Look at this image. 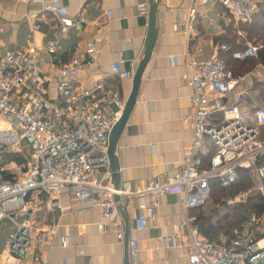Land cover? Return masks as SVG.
I'll use <instances>...</instances> for the list:
<instances>
[{"label":"built area","instance_id":"obj_1","mask_svg":"<svg viewBox=\"0 0 264 264\" xmlns=\"http://www.w3.org/2000/svg\"><path fill=\"white\" fill-rule=\"evenodd\" d=\"M15 1L39 5L41 12L53 16L55 30L42 45L32 42L18 48L3 40L5 28H0V172L12 174L11 180L0 179V225L11 228L0 264H22L29 254L34 264L49 263L47 244L57 236L60 224L40 218L39 212L79 216L86 209L98 210L101 219L97 227L114 228L122 241V211L125 207L130 211L129 202L135 198L139 200V214L132 220L128 218L130 253L135 264H144L139 257L137 233L157 218L158 199L176 189L184 193L186 214L181 225L189 233L185 244L190 250L188 264H264V105L246 114L237 103L224 102L249 74L236 76L219 54L198 60L187 53L190 71L186 78L193 87L190 100L194 113L186 120L192 124L194 136L184 151L182 166L175 174H167L162 181L151 180L144 187H133L129 182L116 187L108 156L109 137L126 101L107 74L93 82L81 79L88 68L85 56L97 61L101 50L92 40L79 45L64 64H48L42 54L57 55L71 30L81 36L82 19L73 15L62 0ZM260 1L201 3L219 2L236 19L248 22ZM137 12L149 16L148 2L139 3ZM107 15L112 18L111 11ZM196 16L194 5L189 20L176 23L173 29L191 32ZM36 29L33 23L30 40ZM220 49L230 51L225 44ZM231 54L239 60L257 59L259 46L245 42ZM109 74L133 78L123 61L113 62ZM208 140L213 153L205 160L201 149ZM11 155H18L23 162L8 159ZM241 169L251 170L263 207L248 215L231 235L209 241L188 212L209 204L213 180L229 188L238 181ZM248 197L240 193L236 203H246ZM226 202L235 204L231 198ZM68 243V236H63L62 244Z\"/></svg>","mask_w":264,"mask_h":264},{"label":"crops","instance_id":"obj_2","mask_svg":"<svg viewBox=\"0 0 264 264\" xmlns=\"http://www.w3.org/2000/svg\"><path fill=\"white\" fill-rule=\"evenodd\" d=\"M62 1L73 15L82 19L84 31L79 36L71 30L63 38L58 54L50 56L44 53L43 60L54 67L62 65L73 56L79 45L85 46L95 40L101 57L93 61L85 56L88 68L81 79L93 82L107 74L125 101L132 91L133 78L111 76L110 66L115 61H123L124 69L134 76L152 35L155 36L139 97L120 136L116 158L120 164L121 183L129 182L133 187H144L151 180L162 181L167 174H175L182 166L184 151L194 136L193 126L186 120L194 113L190 100L193 87L186 78L190 71L187 53L198 60L220 55L222 45L230 47L224 39L234 33L239 20L219 2L202 4L201 0H155L152 4V0ZM142 2H148L152 15L138 14L137 6ZM194 5L197 6V16L193 30L176 32L173 26L189 20L190 8ZM39 7L32 3L0 0V28H5L2 38L7 44L18 48L32 42L42 45L52 36L54 18L41 12ZM108 11L112 12V18L108 17ZM34 14L37 16L31 19ZM33 23L37 29L34 39L30 40L28 35ZM237 34L236 47L251 43L243 31L239 30ZM263 65L259 62L252 72L246 73L249 74L247 80L227 95L224 102L237 103L246 114L264 105ZM212 151L208 140L201 149L205 160L209 159ZM183 197L182 189L161 196L157 218L150 221L146 230L137 233L139 257L144 264H188L190 250L185 244L189 233L188 228L181 225L186 214ZM66 204L70 205V202L66 201ZM138 206L139 200L135 198L129 202L130 211L124 208L129 219L139 214ZM38 214L46 221L60 224L57 236L47 244L48 264H135L126 241V222L125 238L119 241L114 228L102 230L97 227L101 219L98 210L86 209L79 216L72 213L61 215L58 211ZM188 215L195 217L190 210ZM10 231V225H0L1 252ZM63 236L69 238L67 245L62 244ZM22 264H34L32 254Z\"/></svg>","mask_w":264,"mask_h":264},{"label":"trees","instance_id":"obj_3","mask_svg":"<svg viewBox=\"0 0 264 264\" xmlns=\"http://www.w3.org/2000/svg\"><path fill=\"white\" fill-rule=\"evenodd\" d=\"M238 24L239 26L234 33L227 35L224 39V41L230 45V51H221L220 54V57L226 62L227 67L231 69L236 76L252 72L259 62L264 63V6L260 8V12L254 20L249 22L239 21ZM239 30L246 34L249 41L259 45V58L249 57L239 60L232 57L231 53L236 48L237 33ZM8 159L18 161L19 163L23 162V159L18 157V155H11ZM0 175V179L4 181L11 180L12 178L10 172H0ZM252 182V172L249 169H241L239 171L238 181L229 188L221 187L217 180H213L211 185V200L214 198L213 200L215 201L221 199L223 196L235 194L239 189L251 186ZM232 190L234 191L232 192ZM262 207L263 198L256 192L250 196L247 203L231 207L228 211L226 210L222 215H219L215 221L211 217V214L202 212L206 207L193 210V214L196 217L195 224L199 226L202 235L209 241L215 242L222 236L231 235L233 230L246 219L245 214L249 209L253 211L256 209L261 210Z\"/></svg>","mask_w":264,"mask_h":264},{"label":"water","instance_id":"obj_4","mask_svg":"<svg viewBox=\"0 0 264 264\" xmlns=\"http://www.w3.org/2000/svg\"><path fill=\"white\" fill-rule=\"evenodd\" d=\"M154 1L155 0H152L151 4L154 3ZM149 11H150L149 15H152V8ZM154 38H155V36L152 35V41L147 48L146 54H145L144 58L142 59L141 63L139 64V66H138V68H137V70L133 76L132 91L130 93V96L126 100L123 114H122L121 118L119 119V121L115 124V126L113 127V129L110 133L108 156L110 159L111 168L113 171V178H114L116 187H119L120 183H121V176L119 174L120 164L118 163V160L116 158V149L118 146L120 136H121L126 124H127V121L130 117V114H131V112H132V110H133V108H134V106L138 100L139 93H140V84H141L144 72L146 70V67H147V65L150 61L151 55H152V50L154 47ZM115 199H116V201H120L119 196H116ZM122 214H123V217H124L125 222L127 224L126 241L129 242V230H128L129 219L123 211H122Z\"/></svg>","mask_w":264,"mask_h":264},{"label":"rangeland","instance_id":"obj_5","mask_svg":"<svg viewBox=\"0 0 264 264\" xmlns=\"http://www.w3.org/2000/svg\"><path fill=\"white\" fill-rule=\"evenodd\" d=\"M263 6H264V3L263 2H262V4L261 3L259 4L258 10H257L256 14L253 16V18L251 20H254L255 19V17L260 12V8L263 7ZM236 26H239V24L237 25V23H236ZM251 43L252 44H255V45H258V44L253 43V42H251ZM248 120H249V118H248ZM233 191L234 190H232V192ZM256 192L259 193L258 190H257V183H256V181L253 180L251 186L244 187L243 189H239V191L236 192L235 194L228 195V196H223L221 199L215 200V201L213 200L214 199L213 198L210 201L209 205L202 212H205V214H211V217L215 221V220H217V218L219 217V215H222L224 212H226V210L228 211L231 207L237 206V205H240V204H245V203H240V204H237L236 203L237 195H239L240 193L249 194V197H248V200H249L250 199V196L253 195V193H256ZM229 198L233 199L235 204H233V205L228 204L226 202V200L229 199ZM252 212H253V210L252 209H249L248 212L245 214V218H247V216L250 215ZM1 249H2V243L0 244V252H1Z\"/></svg>","mask_w":264,"mask_h":264}]
</instances>
